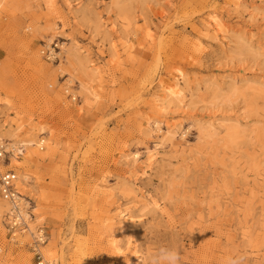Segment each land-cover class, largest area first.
<instances>
[{"label": "rangeland", "instance_id": "rangeland-1", "mask_svg": "<svg viewBox=\"0 0 264 264\" xmlns=\"http://www.w3.org/2000/svg\"><path fill=\"white\" fill-rule=\"evenodd\" d=\"M0 138L50 264H264V0H0Z\"/></svg>", "mask_w": 264, "mask_h": 264}, {"label": "built area", "instance_id": "built-area-1", "mask_svg": "<svg viewBox=\"0 0 264 264\" xmlns=\"http://www.w3.org/2000/svg\"><path fill=\"white\" fill-rule=\"evenodd\" d=\"M73 101L75 98H71ZM21 145L15 146L7 140L0 138V201L7 204V210L3 215V223L9 241L19 244V239L28 235L30 243L29 250L36 264H50L42 252L46 245L48 236L42 227L31 231L28 226L29 218H32L30 205H27L17 186V174L12 169V161L22 156ZM4 169V171H2ZM28 201V200H26ZM29 202V201H28Z\"/></svg>", "mask_w": 264, "mask_h": 264}, {"label": "bare ground", "instance_id": "bare-ground-1", "mask_svg": "<svg viewBox=\"0 0 264 264\" xmlns=\"http://www.w3.org/2000/svg\"><path fill=\"white\" fill-rule=\"evenodd\" d=\"M169 129H170V128H169ZM22 146H26V144H22ZM27 146H28V145H27ZM134 157L136 158L137 155L135 154ZM2 171H4V169H2ZM19 183H20V182H19ZM17 186H18V185H17ZM18 189H19V187H18ZM19 192H20V189H19ZM20 194H21V192H20ZM21 195H22V194H21ZM22 196H23V195H22ZM24 198H26V197L23 196V199H24ZM23 201H25L27 205H30V203H29L28 201H26L25 199H24ZM0 202H1V201H0ZM3 203H4V202H3ZM5 204H6V203H5ZM6 208H7V204H6ZM6 210H7V209H6ZM28 220L30 221V220H32V218H29ZM40 227H41V226H40ZM6 238H7V240L9 241V239H8V235H7ZM9 242H11V241H9ZM44 256H45V255H44Z\"/></svg>", "mask_w": 264, "mask_h": 264}]
</instances>
